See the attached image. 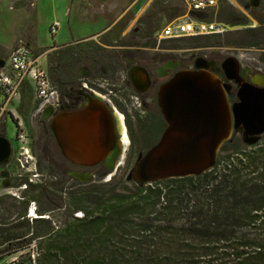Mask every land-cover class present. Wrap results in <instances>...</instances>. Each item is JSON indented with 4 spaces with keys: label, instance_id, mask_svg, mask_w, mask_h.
<instances>
[{
    "label": "trees",
    "instance_id": "16d2710c",
    "mask_svg": "<svg viewBox=\"0 0 264 264\" xmlns=\"http://www.w3.org/2000/svg\"><path fill=\"white\" fill-rule=\"evenodd\" d=\"M150 23L143 24L146 50L155 49L158 41L152 34L160 21L154 20L153 31ZM247 33L255 39L245 46L263 45L262 30L229 35ZM222 37L212 34L161 43L170 50L204 48L219 45ZM65 51L69 78L81 58L73 50ZM84 52L86 57L92 53ZM49 61L53 64L54 59ZM95 62L108 72L123 66L112 58ZM155 125L151 122L147 127L159 133ZM242 143L225 142L215 167L201 176L144 185L127 177L104 184L76 183L67 194V221L58 227L42 217L54 209L38 207L39 217L27 218L30 202L56 205L46 189L35 192L26 180V197L15 201L23 206L19 217L0 223V257L36 242L37 264H264V134L253 146Z\"/></svg>",
    "mask_w": 264,
    "mask_h": 264
},
{
    "label": "rangeland",
    "instance_id": "374dc122",
    "mask_svg": "<svg viewBox=\"0 0 264 264\" xmlns=\"http://www.w3.org/2000/svg\"><path fill=\"white\" fill-rule=\"evenodd\" d=\"M259 1L260 5L257 7L258 0H216V8L209 14L202 16L193 13L185 0H105L100 6V13L107 16L106 24L102 22L96 23L93 26V24L87 22L82 26H78L72 21L71 27L68 26L66 21L70 0L37 1L39 20H33L32 23L35 24V29L38 33V43L41 48L39 63L42 68L46 72L49 71L51 66L49 59H55L59 64L58 71L61 72L63 79L67 80L66 74L69 72V67L66 66L68 61L66 60L67 54L65 50H73L75 57L81 58L79 64H75L74 66L76 67L73 74L75 82L82 81L83 76L89 73L91 81L106 91L107 96H102L105 98L104 104L109 106V102L111 101L113 104V106L110 104L111 109L113 112L116 110L125 117L124 121L126 125L128 119L131 120L129 129L131 143L124 149L125 152L122 156L124 163L117 172H114L116 174L112 179H125L133 170L137 159L159 141V136H161L160 134L166 126L163 119L154 115L151 119L146 120V122L147 125L151 122L155 123L159 133L155 134V130L152 129L153 137L151 138V135L147 132L149 128L145 130L142 127L140 129V126L136 123L137 114H141V112L145 114V111H152L153 114H158L159 109L149 105L150 99L148 97L143 99L144 97L133 94L129 83L125 79L126 70H128L129 64H132L134 61V53L131 50L133 48L132 44L136 42L144 44L147 41L145 38H142L143 28H145L144 22L151 21L150 27L153 31L154 20L160 21V26L152 34L153 37L157 36L158 32L161 34V30L166 26L177 27L184 23L193 24L196 20L216 23L219 28H225L226 32L223 33L222 43L212 47L220 50L222 57L237 58L242 65V69L255 68L261 70L264 65V41L262 46L256 48L248 47L245 45L255 39L253 33H247L243 37L229 35L230 32L248 31L250 29L262 30L264 32V0ZM10 6L8 2L6 5L4 4L3 8L5 7L4 12L6 15L0 16V42L6 45H10L13 40L12 36L7 33L11 24H13L11 29L15 30L20 28V26H26L28 23H31V21L23 19L13 22L11 20ZM103 6L104 8L102 9ZM97 7L99 8L98 5ZM89 9L92 10L93 6L91 5ZM234 21L243 22V25L232 26L231 22ZM56 23L59 24L58 29L56 32H52V27ZM103 26L104 28L101 33L86 40L79 42H73L72 40L70 30H74L76 34H90L98 31ZM135 28H138L136 35L134 34ZM158 38L159 41H157L155 49L161 51V53L169 51L175 61L182 62L185 67L188 65L190 67L193 64V59L196 57L210 56L211 58L213 55L210 47L182 48L178 50L164 49L162 48L164 44L161 41L165 39ZM228 40L230 41L229 43H227ZM54 46L61 47L60 49H49ZM1 48L2 46H0V57L2 56ZM86 50L92 52L88 55L89 57L85 55L84 51ZM93 50L95 53H93ZM156 54L157 52L154 51L149 55L152 59ZM109 58L122 64V68L115 71L103 72L96 71L93 67L85 65L88 62L92 64L95 60L102 61ZM96 63L98 64V62ZM149 63V67L154 68L156 66L152 61H149ZM98 65L100 66V63ZM97 69L99 70L98 67ZM187 70H189L188 67ZM58 71L57 73L60 74ZM96 77L98 78L97 80H95ZM29 95L23 99L24 102L21 103L20 107L19 104L15 103L18 107V116L14 117V120L16 124L17 122H21V120L24 123V128L21 129L18 126L20 128L18 135L20 132H23L27 136L24 142L19 143V138L15 140V125L10 118L7 120L6 137L12 141V158L7 165L0 166V200L2 199L0 202V223L7 224L19 217L22 211L21 207L23 206L18 205L15 201L26 197L25 192L28 191V188L24 189L23 186L27 180L29 184L35 186L32 189L35 192L38 189H46L56 205L55 207H49L45 202H30L29 208L35 204L36 209L38 207L40 210L43 208L54 209L52 213H45L42 217L50 219L53 226L58 227L67 221L66 211L69 210L67 194L72 190L73 185H76V182L65 175V164L51 162L55 153L49 140L48 123L38 121V118H34L33 120L32 116L36 115L39 108L37 103L34 105L35 99ZM108 100L110 101L108 102ZM114 100L120 102L122 105L118 107L119 105L117 106ZM30 123L33 124V127L30 126ZM239 133H233L229 143L233 140L242 143ZM240 145L249 146L244 143ZM87 173H90V179H92L89 183H107L106 175H108V170L104 166L87 171ZM3 175L5 176L3 177ZM54 176L58 179L56 181L58 185L53 186ZM79 180L86 182L88 179L80 178ZM33 194L36 193L33 192ZM36 215L39 217V213H36ZM77 216H81V213L77 214ZM1 250L2 248H0ZM36 251L37 244L33 242L23 250L3 254L0 257V264H37Z\"/></svg>",
    "mask_w": 264,
    "mask_h": 264
},
{
    "label": "water",
    "instance_id": "95a60500",
    "mask_svg": "<svg viewBox=\"0 0 264 264\" xmlns=\"http://www.w3.org/2000/svg\"><path fill=\"white\" fill-rule=\"evenodd\" d=\"M137 70L145 71L135 67L129 72L134 89L131 75ZM257 86L242 84L239 102L231 105L228 86L214 74L201 68L176 72L157 90V104L166 127L159 141L137 159L127 181L144 185L201 176L215 167L221 147L231 140L234 130L243 134L247 145H255L264 134V87ZM92 97L99 100L93 93ZM64 114L71 121L87 117L84 121L90 131L80 129L74 135L77 128L72 127L65 145L54 131L52 121L51 128L61 154L76 167L89 169L103 165L108 170L106 181L109 182L124 159L120 160L119 153L117 166H107L111 144L118 132L106 107L86 106L82 111ZM11 158L12 142L0 136V166L7 165Z\"/></svg>",
    "mask_w": 264,
    "mask_h": 264
},
{
    "label": "flooded vegetation",
    "instance_id": "af4514ba",
    "mask_svg": "<svg viewBox=\"0 0 264 264\" xmlns=\"http://www.w3.org/2000/svg\"><path fill=\"white\" fill-rule=\"evenodd\" d=\"M259 3H260V1L258 0L257 7L260 5ZM137 29L138 28L134 29L135 35L137 34ZM132 45H133V48L131 50L134 53L133 54L134 61L132 64H129L130 66L131 65L132 66L128 70V72L126 73L125 79H126L127 83H129L130 90L133 94H135L137 96L144 97L143 99H146V97H148V99H150L149 105L151 107H157L158 109H159V107L157 104V90H158L159 86L162 85L163 83H166L167 81H169L174 76V74L176 72L181 71V70H186L187 67L189 70H198V68H199L198 65L199 66L205 65L206 68H203V70H206V71L214 74L224 84H226L228 86L227 96H228V100H229L231 105L239 102L238 93L240 91L242 84H250V85L257 86L262 81L264 82V80L262 79V77H264V65H263V69H261V70H257L255 68L242 69V65L240 64V61L237 58L222 57V53L220 52V50H216V48H213V47H210L212 49V53H213L211 58H210V56L209 57H207V56L196 57L195 59H193V61H192L193 64L190 65V67H189V65L185 67L182 64V62L175 61V59L171 56L169 51H165V53H161V51L156 50V49H147L146 50L144 48V45L141 44L140 42L133 43ZM207 48H209V47H207ZM154 51H156L157 54H156V56L152 57V59H151L149 54L154 52ZM159 58H160V60H159ZM149 61H152V63H154L156 66L154 68L149 67V64H150ZM232 61H234V62L236 61V64H237L236 76H234V74H232V73L227 72L226 67H225L226 63H229V65H230V64H232ZM52 63L53 64H51V67H50L51 69L49 68L48 73H49L52 81L54 82L55 93L53 94V96L49 100H43L42 101V100L35 99L34 105H36V103H37L39 110H37L36 115H33L32 118H33V120H34V118H38V121L40 120L44 123L45 122L48 123L49 140L51 143V147L53 148L54 153H55V154H53L54 157H53V161H51V162L56 163V164L57 163L65 164L66 170L64 173L69 179L73 180L74 182H76L78 184H88L89 182H83V181L79 180L78 178H75L73 176V173L85 174V172L94 170L98 167H102L103 165H98L97 167L86 169V168L76 167V166L72 165L69 161H67L63 157V155L61 154L57 139H56L54 132L52 131V128H51V123L61 114L69 113V112H75V111L78 112V111L84 110L85 107L88 105L90 98L97 99V98L92 97V93L95 94L101 101L105 100V98H103L102 96H107V94H106L105 90L98 87L99 85H96L95 82L91 81L89 73H87L85 75L83 74L84 75L83 80L76 83L75 77L73 75L69 76V78L67 76L66 77L67 80L63 79L61 72L58 71V69H59L58 61H56L54 59V62H52ZM85 65H87L88 67H91V68L93 67L94 69H96V71L107 72L106 69L99 66L96 62H94L92 64L90 62H88ZM97 67L99 68V70L97 69ZM135 67H141L142 69H144L148 73L149 87L147 90H145L144 92H141V93L136 92V90L133 88V86L131 85L129 78H128L129 72ZM57 71L60 72L61 75L59 73H57ZM246 71H247V73H246ZM91 73H92V70H91ZM141 73L142 72L139 70L132 72L135 87L137 88V90H140V91L147 88V85L145 83V79ZM97 79L98 78L96 77L95 80H97ZM253 81L255 83L258 82V84H255ZM257 87H264V86L258 85ZM101 93H103L104 95ZM114 102L116 103L117 106L119 105L118 107H120V105H122L120 102H118L116 100H114ZM109 108L111 110L112 117L115 121V131L118 132L117 137H118L119 149H120V151H122L123 150V142H121L122 136H121V132H119L120 131L119 122H118L117 116H116V113H118V112L116 110L113 112L110 105H109ZM123 112H125V111H123ZM141 114H143V115L141 116ZM141 114H137V116H136V123H138V125L140 126V129L142 127H144L146 130L148 128L146 120L151 119L154 115L155 116L157 115L159 118L163 119V117L160 114V111L158 114H153L152 111H147V112L145 111V114H144V112H141ZM119 115L122 116V124H123V127H125L126 137H127L129 144H130L131 141L129 139V129H130L131 120L128 119V122L126 125V123L124 121L125 117L122 114H119ZM32 125L33 124L30 123L31 127H33ZM154 130H155V134H156V129H154ZM147 132L151 135V138H152L153 137V130L149 129ZM237 132H239V131H237V130L233 131V133H237ZM239 135H240V140H242V142L244 144H246L244 137H243V134L240 132ZM4 176L5 175H3V177ZM54 177L55 178H54L53 186L58 185L57 184L58 182H56V181H58V179L56 178V176H54ZM50 186H51V184H50Z\"/></svg>",
    "mask_w": 264,
    "mask_h": 264
},
{
    "label": "built area",
    "instance_id": "2783aa9c",
    "mask_svg": "<svg viewBox=\"0 0 264 264\" xmlns=\"http://www.w3.org/2000/svg\"><path fill=\"white\" fill-rule=\"evenodd\" d=\"M185 1L193 13L202 16L212 12L217 5L216 0ZM58 26L59 24L56 23L52 27V32H56ZM225 32L226 29L219 28L216 23L196 20L193 24L184 23L177 27L166 26L161 30V34L158 32L156 39L159 41L158 37L160 39H178L184 36L197 37ZM40 56L41 54L34 53L23 41H19L7 54L4 52V58L0 61V136L6 137L7 120L10 118L16 128L15 140L19 138V143L24 142L27 136L23 132L18 135L19 129L24 128V123L22 120L17 124L15 123L14 117L18 116V107L15 103L19 104L20 107L21 103L24 102V94H30L29 96L32 98L43 101L49 100L55 93L54 82L48 71L46 72L39 63ZM110 104H112L111 101ZM2 130L5 131L4 134H2ZM23 188H27L26 183ZM34 213H36L35 204L31 205L30 208L28 207L27 218L30 220L37 218ZM37 252L38 250L36 255Z\"/></svg>",
    "mask_w": 264,
    "mask_h": 264
},
{
    "label": "crops",
    "instance_id": "0c3cea01",
    "mask_svg": "<svg viewBox=\"0 0 264 264\" xmlns=\"http://www.w3.org/2000/svg\"><path fill=\"white\" fill-rule=\"evenodd\" d=\"M37 1L38 0H0V16L6 15L4 12L5 7L3 8V6L4 4L6 5V3L8 2L9 5H11L9 8H11V20H13V22H16L20 19L31 21L30 24L28 23V25L26 26H20V28H17L15 30L11 29L13 24L9 26L7 33L8 35L12 36V42L10 43V45H6L0 42V46H2L6 54L14 45H17V42L19 41H23L28 46V48H30L34 53L39 54L41 48L39 47L38 43V33L35 29V24L32 23L33 20H39L37 12ZM104 1L105 0H70L66 16L68 26L71 27L70 25L72 24V21H74L75 24H77L78 26H82L87 22L93 24V26H95L96 23L102 22L106 24L107 16L101 15L100 13V6ZM91 5L93 6L92 10L89 9ZM97 5L99 6V8L97 7ZM103 8L104 6L102 7V9ZM104 26L98 29V31H95L90 34H76L74 30H70L73 38L72 40L73 42L86 40L87 38L101 33L103 31ZM49 49L53 50L55 48L52 47ZM26 95L27 94L23 95V99L26 98Z\"/></svg>",
    "mask_w": 264,
    "mask_h": 264
},
{
    "label": "bare ground",
    "instance_id": "6f19581e",
    "mask_svg": "<svg viewBox=\"0 0 264 264\" xmlns=\"http://www.w3.org/2000/svg\"><path fill=\"white\" fill-rule=\"evenodd\" d=\"M198 67L199 68H202V69L203 68H206L205 65H202V66H199L198 65ZM225 67H226L227 72L232 73V74H234V76H236V73H237V64H236V61L235 62L232 61V64H230V65H229V63H226ZM139 71H141V70H139ZM141 72H142L141 74L143 75V77L145 79V83L147 85V88H145L142 91L137 90L136 87H135V89L137 91L144 92L149 87V78H147L148 76L146 75L145 71H141ZM144 73H145V75H144ZM131 78H132V82L134 83L133 74L131 75ZM262 79L264 80V77H262ZM263 83H264L263 81L261 83H259V84H258V82H256V84L264 86ZM134 86H135V83H134ZM87 106L90 107V108H92L93 106H96V107L97 106H102L104 108L106 107L107 113L109 114V118H110L111 122L113 123L114 130H115V121H114V119L112 117L111 110H110L109 106H107L106 104H102V102L100 101V99L99 100H96V99H91V98L89 99V102H88V105ZM66 115L67 114H61L52 123V126L54 128V131L56 132V134L58 135V137L62 140V142L65 145H67V143H68V141H67V135L70 133L72 127L77 128L74 131V135L80 129H83L85 131H90V128L87 126L86 122L84 121V118H87V117L84 116V117H81L79 120H72L71 121L69 118L67 120ZM116 116H117V120L119 122V129H120L119 132H121V136H122L121 142H123V150L120 151V149H119L118 137L116 135L114 137V139H113V142H112L111 148H110V151H111L110 157H109L110 162L107 165L110 168H114V167L117 166V163L119 162V158H120L118 156V154L120 153V155L122 157L123 156V152H125L124 149H126L127 146H128V144H129V141H128V139L126 137V133H125V127H123V124H122V116H120L118 113H116ZM120 160H122V162H123V158H121ZM73 176L75 178H78V179H80V178L81 179H83V178L88 179L86 182H88L89 180H91L89 174H76V173H73ZM34 215H36V213H34Z\"/></svg>",
    "mask_w": 264,
    "mask_h": 264
}]
</instances>
